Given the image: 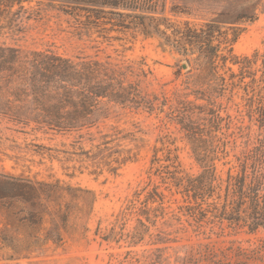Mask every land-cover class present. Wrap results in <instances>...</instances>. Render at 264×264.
Listing matches in <instances>:
<instances>
[{"label": "rangeland", "instance_id": "374dc122", "mask_svg": "<svg viewBox=\"0 0 264 264\" xmlns=\"http://www.w3.org/2000/svg\"><path fill=\"white\" fill-rule=\"evenodd\" d=\"M23 7L13 8L15 26L1 31V43L23 50L50 49L69 58L142 62L149 72L142 87L149 94L172 97L184 87L186 66L178 71L181 58L163 49L158 37L135 28L88 31L73 3L27 0ZM155 12L162 18L156 24L169 35L185 27L217 24L214 42L228 57L230 69L218 103L221 115L231 122L224 132H234L227 139L231 164L217 163L224 180L244 142H255L264 134L257 121L264 103V0H158ZM103 134L109 136L106 141ZM175 172L196 176L200 167L165 112L114 107L109 118L89 132L63 134L21 129L0 117V174L59 184L50 199L51 213L67 211L61 242L48 241L12 258L0 253V264H179V258L200 244L224 249L234 242L248 247L264 238L262 230L251 235L226 224L223 230L216 225L212 233L205 226L203 234L185 216V197L171 178ZM154 190L162 195V205L149 204L157 209L150 213L156 218L146 221L141 216L147 207L144 201ZM11 211L0 205V230L13 222ZM51 218H44L43 229L50 227ZM137 231L141 240H133Z\"/></svg>", "mask_w": 264, "mask_h": 264}, {"label": "trees", "instance_id": "16d2710c", "mask_svg": "<svg viewBox=\"0 0 264 264\" xmlns=\"http://www.w3.org/2000/svg\"><path fill=\"white\" fill-rule=\"evenodd\" d=\"M24 1L0 0V36L4 29L12 31L17 15L13 8L18 5L22 10ZM54 1L75 4L88 31L91 27L104 30L105 26H110L109 32L135 28L145 36L158 37L163 49L181 58L178 71L186 66L184 87L172 97L149 94L142 87L149 73L142 62L69 58L50 49L23 50L0 42V117L21 129L63 134L89 132L108 119L114 107L165 112L200 167L196 176L175 172L171 177L185 197L187 219L203 234L205 226L212 233L216 225L223 230L224 224L245 234L264 231V134L255 142H244V150L233 155L235 164L227 169L224 180L217 173V163L231 164L227 139L234 134H226L231 122L221 115L218 103L226 91L230 69L226 67L228 57L214 42L217 24L210 22L201 29L185 27L169 35L156 24L162 19L155 17L158 0ZM259 108L257 121L264 132V103ZM107 138L108 134L101 136L103 141ZM59 188V184L0 174V205L9 211L17 207L10 212L13 222L0 230L1 254L12 258L48 241L61 242L67 211L64 208V213L55 215L50 207ZM162 201L156 190L149 193L141 216L146 221L156 218L150 213L157 209L149 204L161 207ZM50 215V227L45 230L43 221ZM137 222L143 225L140 218ZM133 240H141V233H133ZM179 264H264V238L248 247L234 242L224 249L210 242L200 244L179 258Z\"/></svg>", "mask_w": 264, "mask_h": 264}]
</instances>
